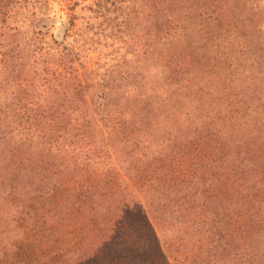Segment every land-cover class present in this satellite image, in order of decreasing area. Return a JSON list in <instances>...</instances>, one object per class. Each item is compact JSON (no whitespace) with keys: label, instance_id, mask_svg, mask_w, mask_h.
<instances>
[{"label":"trees","instance_id":"obj_1","mask_svg":"<svg viewBox=\"0 0 264 264\" xmlns=\"http://www.w3.org/2000/svg\"><path fill=\"white\" fill-rule=\"evenodd\" d=\"M181 1L186 0H159L160 29L155 36L148 34L149 39L175 35L176 24L166 14ZM198 2L205 8V21L207 14L211 23L221 25V7L229 11L225 29L237 32L240 39L250 37L261 26L255 0H247L242 11L228 0ZM234 2L240 4L241 0ZM24 3L0 0V264L44 263V256L34 252L36 248L37 252L45 250L44 195L55 193L52 197L57 203L64 200L60 193L65 189L74 191L66 198L71 208L76 201L81 202L79 212L88 213L95 223L90 224L97 237L90 243L92 248L93 241L103 245L115 233L120 210H132L155 242L159 264H264V102L259 103L262 110L248 109L255 100L264 99V70H259L260 85L256 86L252 81L258 71H247V76L236 80H230L229 75L222 80L221 98L250 121L249 128L226 124L224 131L237 136L230 137L235 147L225 146L215 152L207 148L210 158L205 168L184 162L176 169L178 160L164 162L147 151L150 146L141 132L148 129L149 117L145 124L131 129L140 136V152H117L111 147L115 128H106L78 87L77 51L61 46L55 38L29 43L25 29L12 20L27 6ZM152 6L153 2L147 11L153 10ZM102 7L96 16H105L118 28ZM120 7L123 28L118 29L120 33L125 29L122 35L133 37L129 31L135 30L132 24L140 18L143 7L133 4L130 7L136 11L128 13H123L122 4ZM209 31V40H214L211 25ZM254 65L251 63L255 69ZM88 127L94 130L95 141ZM140 139L131 136L129 144L138 145ZM49 171L55 176L50 178ZM33 191H37L36 198L39 192L42 201L36 206L28 196ZM195 211L202 214L201 219L191 217ZM198 226L200 230L190 231ZM175 232L183 233V242L174 241ZM67 244L69 250L81 249L74 242ZM180 246L184 248L178 249ZM60 256L54 257L56 264Z\"/></svg>","mask_w":264,"mask_h":264},{"label":"rangeland","instance_id":"obj_2","mask_svg":"<svg viewBox=\"0 0 264 264\" xmlns=\"http://www.w3.org/2000/svg\"><path fill=\"white\" fill-rule=\"evenodd\" d=\"M115 1L119 3L111 5L106 0H25L27 6L20 8L21 11L12 20L16 19L22 25L21 29H25L29 43L35 39L50 41L55 38L61 46L73 47L77 51L75 66L78 70L75 74L81 81L79 89L84 90L81 95L86 94L87 104L93 107L97 118L106 124V128H115L111 147L113 145L117 152H140V136L134 135L131 129L145 124V119L149 117L148 129L141 132L150 146L147 151H153L156 158L164 162L178 160L176 169L184 162L187 166L205 168L210 158L207 148L211 147L212 152H215L221 147H235L230 137L233 139L237 136H229L224 131L226 124H240L249 128L250 121L241 117L234 111L232 104L221 98V83L228 75L230 80H236L247 76V71H258L257 79L252 84H259V70H264V0H255L259 3L261 26L245 39H240L237 32L226 31L229 11L221 7V25L211 23L207 14L205 21V8L198 0H186L177 3L166 14L176 24L175 35L165 39L157 38V41L149 39L148 34L155 36L153 34L160 29L157 9L159 0ZM228 1L234 8L241 7L242 11L247 0H239L240 4L232 3L236 0ZM152 2L153 10L147 11L146 7ZM120 4L123 13L143 7L140 18L132 24L135 30L129 31L133 37L126 33L122 35L125 29L121 30L122 33L119 31L123 28ZM133 4L135 8L130 7ZM99 6H105L101 9L110 12L107 16L115 19L113 23L118 24L119 29L113 27L105 16H96L97 11H100ZM210 25L214 40H209ZM203 36L205 41L200 44ZM251 63L255 64V69ZM261 91L264 95V87ZM263 102L264 99L259 102L255 100L254 108H248L249 111L262 110L259 103ZM87 131L91 132V140L95 141L94 130L88 127ZM131 136L138 137L140 143L130 145ZM99 168L96 166V169ZM49 174L50 178L55 176L50 171ZM34 184L40 188L38 181ZM52 184L54 182L50 181ZM36 192L28 195L34 206L42 202L39 192L36 198ZM69 192L74 191L63 190L60 194L64 200L57 203L56 198L52 197L55 193L51 195L49 191L44 195V214L47 220L43 238L45 250H34L44 256L43 264H54V257L58 254H61L59 264H67L66 260L71 262V259L73 264L161 262L155 242L141 226L143 223L139 218L133 216L132 210H120L115 220V233L107 243L97 246L93 241L94 248L90 247L92 240L97 238L90 225L95 223L91 222L88 213L79 212L81 202L76 201L71 208V204L66 201ZM201 216V213L195 211L191 217L201 219ZM57 219L58 230L54 233ZM196 230H200V227L190 231ZM173 236L177 244L183 242L182 232H175ZM69 242L76 243L77 247L81 245V249L69 250ZM183 248L180 246L178 249Z\"/></svg>","mask_w":264,"mask_h":264}]
</instances>
